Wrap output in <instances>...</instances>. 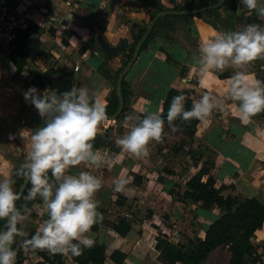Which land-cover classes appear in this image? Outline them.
I'll return each mask as SVG.
<instances>
[{
	"label": "crops",
	"instance_id": "0c3cea01",
	"mask_svg": "<svg viewBox=\"0 0 264 264\" xmlns=\"http://www.w3.org/2000/svg\"><path fill=\"white\" fill-rule=\"evenodd\" d=\"M9 1L27 15L28 30L25 36V64L10 83L12 88L5 85L4 81L9 83L7 80L10 81L8 78L12 75L6 74L3 67L12 65L15 71L9 59L14 46L8 53L0 55V88L11 91L9 96L0 97V166H7V170L0 172V180L4 178L3 174L8 175L16 152L22 156V164L28 162L27 148L22 144L19 132L35 130L42 125V119L35 108L23 98V92L31 86L29 82L34 74L41 73L43 78L44 74L64 76L60 73H69L72 86L87 87L90 93L94 91L100 101L106 103L101 92L108 85L96 70L106 58L94 47L92 30L100 31L111 46H115L120 40L125 45L131 42L132 33L139 26L149 22L153 12L141 0ZM157 1L169 9L174 4L182 5L189 0ZM192 2L194 7L208 6L210 0ZM260 7H264V0H257V9L251 11L237 0L234 10L218 9L219 18L215 20V27L192 16L184 25L188 35L194 39L192 43L180 36L175 37V32L170 28H161L154 39L138 52L123 76L132 94L130 109L137 119L149 112L161 110V102L170 87L181 93L186 92L192 103L202 95L209 94L224 112L222 114L214 108L210 118L198 121L191 138L172 149L161 140L157 145L156 141H151L147 157L130 158V154L126 153L124 163H118L116 158L105 162L107 168L116 164L112 169L95 173L89 170L105 184L94 199L99 208L106 211V218L113 220L121 217L130 221L129 230L123 237L105 226L91 231L95 242L105 245L106 256L116 249L125 255L121 264H161L155 258L157 233L165 234L169 242L182 245H186L187 240L192 237L193 230L197 237L202 238L207 226L217 217L218 209L214 205L203 209L200 202L186 201V205H183L168 191L182 192L184 182L200 167L207 172L201 179L204 180L209 175L214 180V186L220 188L222 196L255 198L264 207V112L252 117L247 125L242 124L236 118L239 101L233 100L227 92L229 77L237 71L264 81V59H257L240 68L229 64L223 70L213 69L201 76L198 49L200 42L208 40L215 31H240L247 24H256L255 20H259L260 26L264 27V16L258 15ZM161 49L173 62L165 60ZM115 59L117 58L114 56L106 60L111 63ZM73 66L77 70H73ZM181 66L184 71L179 75ZM47 70L56 73L49 74ZM45 84L47 86L46 82ZM10 134L15 138L9 139ZM159 145H162L161 155L154 150ZM122 171L127 178H132V174H135L140 179L139 183L132 180L125 186L126 190H131L129 198H125V206L113 204L117 195L124 196L123 193L112 190V180L121 177ZM113 211H117L115 216L110 215ZM147 213L148 216H145ZM43 219L38 216H32V219L27 217L24 224L20 225L28 228L25 238L30 230L36 231ZM187 232L190 234L186 237ZM251 243L259 258L257 264H264V217L260 227L253 232ZM16 245L21 251V264H37L40 258L36 253L26 252L21 242ZM223 252L224 264H227L228 253L225 248ZM32 253L34 258L31 257ZM61 260L63 264H75L65 255H62ZM204 261L214 264L208 259ZM105 264L114 263L106 258Z\"/></svg>",
	"mask_w": 264,
	"mask_h": 264
},
{
	"label": "clouds",
	"instance_id": "9594fccd",
	"mask_svg": "<svg viewBox=\"0 0 264 264\" xmlns=\"http://www.w3.org/2000/svg\"><path fill=\"white\" fill-rule=\"evenodd\" d=\"M239 3L249 11L257 9V0H239ZM258 15L264 16V7L259 8ZM198 49L201 76L213 69L223 70L229 64L240 68L264 59V27L250 23L240 31H215L208 40L200 42ZM227 92L233 100L239 101L236 118L242 124L247 125L252 117L264 112V81L237 71L229 77ZM23 98L35 108L42 125L35 130L19 132V138L27 148L28 162L20 166L16 176L23 180L22 189L31 185L25 200H35L38 194L42 197L47 218L30 238H25L18 225L27 217L16 206L23 191H14L16 180L3 174L0 220L6 223L0 230V264H16L17 250L13 245L18 237L25 249L46 251L50 255L79 256L84 248L95 245L91 229L103 220V214L98 211L94 196L105 184L90 171H80L78 175L66 173L81 164L99 167L104 162L101 151H94L93 145L98 126L108 119L107 106L87 87L72 86L63 92L53 88L40 93L35 86H30L23 92ZM186 99L184 95L171 98L166 120L172 131L177 130L173 122L178 117L186 122L193 119L203 122L211 117L214 108L224 112L209 94L193 101L188 110L184 107ZM164 124L163 109L149 112L126 135L116 140V146L121 152L129 153L130 158L147 157L149 143L162 139ZM14 138L9 135V139ZM49 173L56 186L50 183ZM131 182L132 178L117 177L112 180V190L129 198L131 190H126L125 186Z\"/></svg>",
	"mask_w": 264,
	"mask_h": 264
},
{
	"label": "trees",
	"instance_id": "16d2710c",
	"mask_svg": "<svg viewBox=\"0 0 264 264\" xmlns=\"http://www.w3.org/2000/svg\"><path fill=\"white\" fill-rule=\"evenodd\" d=\"M219 0H210L208 6L215 4ZM237 0H224L218 8L209 7L204 11H200L194 15L183 14V15H162L156 19L152 28L150 29L147 37L140 46V50L144 49L148 42L152 41L158 31L161 28H171L175 23L179 25H186L192 16L201 18L204 22L215 27V20L219 18L218 9L226 11L227 9L234 10ZM141 2L151 7L153 12L151 13L150 18L161 10H175V11H190L194 8L204 7L202 6H193L192 0L179 5L174 4L171 8H164L163 5L157 0H141ZM207 6V5H206ZM256 24L260 25L259 20H255ZM91 27V26H90ZM262 27V26H261ZM146 27L139 26L136 32L132 33L131 42L125 44L124 51L121 52V62L118 68L111 75L107 69L103 71L101 62L97 67V71L101 76H107V78L112 79V88L109 89V92L106 97V111L107 115L112 114L117 107V98L114 90V84L117 77V74L130 59L134 45L140 35L144 32ZM27 28L23 31L18 32L17 39L14 42L13 50L9 53V59L15 67V74L20 71V69L25 64L26 58V49H25V36L27 33ZM173 30V28H172ZM95 41L96 33L100 32L97 29L93 30ZM21 40V41H20ZM169 40V39H168ZM20 41V42H19ZM171 41V40H169ZM194 41V39H192ZM100 51L99 48H97ZM163 51L162 49L160 50ZM165 54V52L163 51ZM165 60L172 61L170 57L165 54ZM173 62V61H172ZM184 67L181 66L178 74L182 75ZM49 74H55V71L47 70ZM65 77L70 78L69 73H60ZM30 85L35 86L40 93H47L46 84L42 78L41 73H35L34 76L30 79ZM120 94L122 97L123 105L121 112L116 117L119 118L121 114L129 107V101L131 98V92L128 90L126 82L121 80L120 83ZM175 95H184L187 99L185 101V110H188L192 106L190 97L186 92L181 93L180 91L169 88L167 89L165 96L161 102V109H163L165 121L167 110L171 102V98ZM140 120L143 117L140 116ZM183 125V129L186 135V138H191V135L195 129V125L198 123V120L191 121H182L177 118ZM112 126L106 128V134H103V137L106 139L108 133L111 131ZM206 169L200 167V169L193 173L189 178L184 182V189L180 193L173 192L168 190L171 195H173L177 201L181 202L183 205H186V201L191 202H200V207L203 209H208L210 206L214 205L218 209L217 217L207 226L204 231L202 238H199L195 234V230L192 232V237L187 240L186 245L179 243H172L167 240V236L163 233H157L155 236L154 248L157 250L156 260L161 264H174L179 262L181 264H198L201 260H206L209 253L216 248H225L228 257L227 264H257L259 261L258 255L255 252V249L251 243L253 232L258 229L261 225L262 219L264 217V207L255 199V198H241L238 196H222L220 194V188L214 186V180L207 175L204 180L201 179L202 175L206 174ZM50 179L51 174L49 173ZM132 180L134 183H139L140 179L138 175L132 174ZM54 180V179H53ZM22 181V178H18L15 188L17 190L18 185ZM30 183L27 185V188L24 189L21 199L16 202V206H20V211L23 214L28 205L25 203L24 197L27 196V189L30 188ZM120 195L116 196V205H124L119 199ZM125 199V198H123ZM32 202V201H31ZM33 201L32 203H34ZM31 203V204H32ZM98 211L103 214V220L95 224L91 231H96L99 227L105 226L111 229L118 236L123 237L126 232L129 230L130 221L126 218H115L113 220H108L106 218V211L98 207ZM149 213L145 214L148 216ZM192 218L194 219V214L192 213ZM2 224L0 222V228ZM35 232V230H30L27 234V238ZM17 242L13 247L17 250L16 264H21V251L17 247ZM25 249V248H24ZM26 252L32 251L36 253L40 260L37 264H63L61 254L50 255L46 251L40 250H31L25 249ZM70 260L75 264H105V259L107 258L114 264H121L125 255L120 251L113 249L109 255H105V245L103 243L95 242V245L91 248H84L83 252L79 256H72L71 254L67 255Z\"/></svg>",
	"mask_w": 264,
	"mask_h": 264
},
{
	"label": "rangeland",
	"instance_id": "374dc122",
	"mask_svg": "<svg viewBox=\"0 0 264 264\" xmlns=\"http://www.w3.org/2000/svg\"><path fill=\"white\" fill-rule=\"evenodd\" d=\"M86 23L89 24V22H86ZM147 23H143L141 26L142 27H146ZM172 26L173 27H171L170 29L172 30V28H173L172 32H175L174 33L175 37L178 38L180 36L183 39H186V41L188 43H192V38L188 35L187 31L185 30L186 26L179 25L178 23H175ZM91 36H92L91 40H93L94 32H92ZM93 43H94V47L97 49L98 46L96 44V41H93ZM120 54L121 53H118L115 56L117 59H115V61H112L111 63H108L107 60L105 62L102 61L103 62L102 63L103 71H105V69H107L108 72L112 75L114 73V71L118 68L115 65L116 64H117V66L120 65V62H121L120 61L121 60V55ZM0 65H1V63H0ZM3 69H4V67H3ZM75 70H77V68ZM14 77H17V74H14V75L10 76V78H8V79H10V81L7 80L9 83L4 81L5 85L10 86L12 88L13 86L10 83L13 81ZM101 77L106 81V84L108 85L106 88L102 89L103 91L101 92V97L104 100H106V97H107V94L109 92V89L112 88V79L107 78V76H101ZM0 82H1V78H0ZM10 94H11V91H9V90H7L6 88H3V87L0 88V97H7ZM24 121L25 120H23V122ZM124 121L127 122V123H130L132 125L129 126L128 124L124 123ZM139 121H140V119H137V116L131 111V109H130V101H129V107L121 114V116L119 118H117L115 120H108L107 119L106 121H102L100 123V125L98 126L97 136L98 135L103 136V134H106V128L108 126H112V129L108 133V137L105 139V141L104 142H99V143H94V145H93V150L95 151V149H99L101 151L102 157H103V153L106 154V152H107L106 157H103V161L104 162H102L99 167L91 165L90 163L88 165L81 164V165H79V166H77L75 168H71L70 169L71 173H70V170H69L66 174L78 175L80 171H89V170L91 172H93V173L99 172L100 170L105 172V171H107L109 169L114 168V166L116 165L115 164L114 166L107 168L106 167L107 164L105 163V161L106 160H113L114 158H116L115 160H117L118 163H120L121 161L124 163V158H125L126 152H121L120 148H118L116 146V140L119 139V138H122L124 135H126L130 131L131 127L133 125H135V124H138ZM173 123H174L175 126H177V130L176 131H172L170 126L168 125L167 121H165L164 132L162 134V139H161V141L164 143V145L167 146L169 149H172L175 146H177V144L183 143V142H185L187 140L182 123L180 121H178V120H175ZM159 142H157L156 145ZM148 146H150V145H148ZM161 148H162V145H159V147H155L154 150H157L160 153V155H161V154H163V153L160 152ZM16 154L17 155L13 156V158H12V164L13 165H11L12 167H11L10 171L8 172V175L11 178L15 179L16 183H17L18 178H21V177L16 176V172H17V170L20 169V166L22 165V156L19 155V152H16ZM4 167L0 166V172H3L5 170H7V166L5 168ZM121 177L127 178L124 171L121 172ZM49 181H50V183H53L54 186H56V182L53 179H50V176H49ZM16 183L13 185V190L14 191H16V188H15ZM123 198H126V197H124V196H121V198L119 197V199L124 204L122 206H125V205H127V203H126L125 199H123ZM33 201H35V202L32 203ZM24 202L27 203L28 208L23 213V215H25L27 217L30 216L31 219H32V216H38V217H40L42 219L43 218H47L46 212L44 211V204L41 205L43 200H42V197L39 196V194L37 195L35 200H32V202L31 201H27V200H25ZM115 202H116V198H115V200H113V204H115ZM112 208H114V207L112 206ZM17 209L19 210L20 206H17ZM116 212L113 211V212H111L110 215L111 216H115L114 214ZM42 213H44V214L42 215ZM0 222L2 224V226H1L2 228H0V230H3L6 221L0 220ZM24 222L25 221H22L18 225V227L21 228L24 231V233L25 232L27 233L28 232V228L27 227L24 228V227L20 226V225L24 224ZM189 234L190 233L187 232L185 236L187 237ZM20 240H21V238L18 237L17 238V242H20ZM172 243H174V242H172ZM31 257L34 258L35 255L32 253ZM27 258H29V257H27ZM207 259L209 261H211L212 263H214V264H224L225 263V254L223 252V248L220 247V248L216 249L215 251H213L212 253H210L207 256Z\"/></svg>",
	"mask_w": 264,
	"mask_h": 264
},
{
	"label": "water",
	"instance_id": "95a60500",
	"mask_svg": "<svg viewBox=\"0 0 264 264\" xmlns=\"http://www.w3.org/2000/svg\"><path fill=\"white\" fill-rule=\"evenodd\" d=\"M223 1L224 0H219L218 2H216L213 5L194 8L193 10H190V11L161 10L159 12H156L150 18L144 32L140 35V37L138 38V40L136 41V43L134 45L130 59L126 62V64L122 67V69L117 74L115 84H114V90H115V94H116V98H117V107H116V110L112 114L107 115L108 120H115L116 117L121 112L122 105H123L122 97L120 94L121 80H122L123 76L125 75V73L127 72V70L129 69V67L131 66V64L133 63V61L135 60V58L137 57V54L140 50V46L144 42L145 38L147 37V35H148L150 29L152 28L154 22L156 21V19L162 15H167V14H171V15H183V14L194 15L200 11H204L205 9H207L209 7L217 8L222 4ZM95 41L97 43L98 48L103 53V55L106 59H111L112 57L116 56L118 53H121L124 51V41L123 40H120L118 42V44H116L115 46H111L105 41V39L101 35V32L96 33ZM43 78H44L45 82L47 83V86H46L47 90L54 88L60 92H63V91H66L72 87V82H71V79L69 77L59 76V75L52 76V75L44 74ZM104 141H105V138L103 136L98 135L96 137L95 143L104 142ZM22 183H23V180L18 185V188L16 191H19V190L24 191V189L21 188ZM198 264H207V263L205 261L201 260L198 262Z\"/></svg>",
	"mask_w": 264,
	"mask_h": 264
},
{
	"label": "built area",
	"instance_id": "2783aa9c",
	"mask_svg": "<svg viewBox=\"0 0 264 264\" xmlns=\"http://www.w3.org/2000/svg\"><path fill=\"white\" fill-rule=\"evenodd\" d=\"M27 23L28 17L24 12L19 11L9 0H0V55L10 51L17 39L18 32L23 31L27 27ZM74 69L76 66H73ZM4 72L13 75L15 71L12 65H6ZM106 154L103 153V157H106Z\"/></svg>",
	"mask_w": 264,
	"mask_h": 264
}]
</instances>
